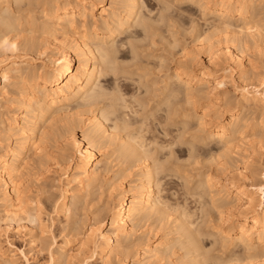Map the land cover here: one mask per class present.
I'll return each mask as SVG.
<instances>
[{
	"label": "bare ground",
	"instance_id": "bare-ground-1",
	"mask_svg": "<svg viewBox=\"0 0 264 264\" xmlns=\"http://www.w3.org/2000/svg\"><path fill=\"white\" fill-rule=\"evenodd\" d=\"M185 1L194 3L203 16L208 17L209 22H206L214 30L206 32L207 34H198L197 32L196 37L198 47H200L198 49L206 51L210 64L208 65L201 54L198 55L201 52L196 54L195 50V55H192L186 48H181L182 51H179L182 53H176L180 54L179 58L174 57L178 59L174 73L166 76L167 78L162 81L164 85L162 93L158 91L160 92L158 97L160 96L162 100L161 105L164 104L166 107L163 109L164 112L161 110L164 105L160 106L159 110L165 113L168 121H171L170 115H175L176 123L183 125L182 128L187 133L189 119H197L198 127L201 128L202 133L201 135L197 134L198 136L192 135L189 143L187 140H182L185 135L177 136L176 139L192 145L188 148L190 151L189 163L188 165L176 163L168 167V161L162 162L159 154L165 152V148L168 146L174 147L173 145H176L178 141L176 142L175 139L174 142H171V140L163 145V142H158L155 137L153 140V136L147 138L145 133L141 134L145 131L143 127L145 119L141 124L138 120V124L141 126H138L137 130L140 127L141 129L135 134L132 133L135 130L131 132L132 127L136 126L131 125V117H129L130 124L128 118H125L124 122L123 119L119 118V120V115L115 116L117 121L114 119L112 121H121L122 124L118 122L119 125L115 123V126L110 128L106 123L109 121L108 113L111 114L115 109H121L122 106L119 109L115 106L112 108L113 104L111 103V106L109 105L111 110L109 107L107 109L105 107L104 110L97 108L96 112H90L91 115L88 118H85L87 114H84L86 107L99 103L98 99L105 95L100 96L98 93V90L102 89L100 88L101 82L99 83L101 75L108 73L116 75L119 71L120 66H117L119 61H116L114 54H116L115 51L121 50L116 49L120 41V46L123 48L126 43L129 44L132 37L136 39L138 34L134 30L141 25L145 33L148 31L151 33L153 26L149 25L153 22L145 23L148 21H144L145 19L141 17L144 12L140 15L142 2L145 5L144 0H111L108 4L104 0L100 2L96 0H0V134H3V140H0V207L3 208L4 216H1L0 221L4 218L8 222L20 224L24 221L29 223L33 227L31 232L35 229L39 231H36L38 234L35 232V235L32 233V242L42 240L38 241L41 243L39 248H44L45 240L43 241L42 238L46 237L50 226L44 223L42 215L51 209L49 206L54 200L52 201L49 195V197L46 195L43 197L44 195L40 193V188L38 190L37 186V189H33L34 183L29 181L28 184L26 179L27 184H25V180H23L26 171L31 170L30 162L35 157L38 158H36L38 160L36 163L39 165L37 171H48L55 164L64 170L61 175L60 197L58 195L59 198L52 205L55 204V207L53 205L54 210L63 212L67 217L72 214L73 210H82L85 207L84 204H88L86 197L90 193V189H94L103 181L111 184L112 179L118 174L121 177L124 175L125 178L126 169H121L119 173H113L117 165L114 158L116 153H118L117 158H122L127 162V165L133 163L135 170L137 168L136 179L133 178V183L126 187H121L122 184L119 186L120 183L117 185L119 187L116 188L119 189L115 196L116 201L106 199L104 208L101 206L93 211V217L89 219L90 224L83 231L84 237L77 247L73 244L77 237L65 238L60 244L55 242L56 246L49 249L50 264H71L73 261L84 264L94 256H99L103 264H131L133 257L132 264H167L165 262L172 264H264V167L260 171L253 169L250 159H245L243 166L234 170L228 166L227 160L224 159L225 162H221V159L227 158L232 151L237 149L240 151L239 148L243 147L248 148L246 146H251L252 152L264 151V136L260 139L252 138L262 132L253 133V136H251L252 133L247 134L248 131L255 128L254 126L259 128L264 125V111L255 109L260 103L264 104V79L257 83L249 78L243 79V84L248 88L244 87L236 104L231 106V97L225 90L229 75L222 78L210 71V69L212 70L211 62L217 59L220 54L214 44L217 43L215 37L217 38L219 32H223L224 40L221 39L225 44L224 47L222 46L224 56L235 64L239 76L247 73L242 46L243 43H247V40L244 41L245 37L242 40L240 35L246 34V38L251 39L254 34L262 31V19L259 16L263 13L261 9L264 0ZM34 6L36 9H31L30 13L22 12L25 7L29 9ZM167 7L166 10H168ZM187 12L188 10L182 9L178 16L187 17L189 15L190 17L189 13L186 15ZM164 13H166L165 10ZM154 20L156 21V19ZM157 21L156 24L160 22V20ZM131 28V32L125 37L130 38L128 42H125V38L118 37L124 35ZM152 32L155 35L156 31ZM172 32L170 33L174 34ZM233 33L236 34L231 35ZM59 34L63 38L62 41H59L56 36ZM238 34L240 35L238 36ZM152 35L151 37H153ZM117 38H119L118 42H116ZM173 38L175 41L178 37L174 36ZM154 41L155 39L151 43L152 45ZM176 41L174 44L178 47L179 40ZM165 43L167 44V42ZM171 43H168L169 47L173 45ZM130 44L131 49L137 52L133 49L135 41H130ZM52 45L58 47L59 50L55 52V47L53 52H48L50 51L48 50L49 46L53 47ZM128 46L130 49V45ZM234 47L238 49L237 54L232 51ZM171 48L175 49L176 47L172 46ZM169 53L173 54V52ZM136 54L135 58L138 55ZM43 57H46V61L37 64V60ZM135 58L132 57V60ZM122 70L120 71L122 72ZM143 74L142 72L141 75ZM229 77L232 78V81L238 79L234 78L232 74ZM12 88L15 91L10 94ZM104 97L106 98V95ZM123 97L124 95H121L122 99H124ZM201 98L207 99L209 101L207 106L214 109L208 108L206 105L200 109L197 108L196 104L203 100ZM111 100L113 101V98ZM179 101H183L182 106H178ZM183 103L186 105L183 106ZM180 107L183 109L181 110ZM122 108L124 109V107ZM126 114L122 115L123 118L124 116L128 117ZM81 115L84 118H81ZM114 115L116 114L114 113ZM163 115L161 114L162 117ZM166 118L165 120H167ZM148 121L147 123H149ZM77 124L82 132L81 139L77 136ZM145 125L146 128L149 126ZM119 129L122 132L125 131V134L121 133L120 136ZM139 133L140 135H138ZM66 136L71 139L70 144L76 154L74 160L68 159L64 155V150L62 155L54 153V157L51 152L63 145ZM160 143L161 145H159ZM199 143L207 146L216 143L215 145L219 146V151L222 153L217 154L215 151L213 152V149L205 150L204 146L201 147ZM153 144H156L154 149L152 148ZM195 144L196 146L193 147ZM111 146H115V150ZM158 146L161 150L158 149ZM110 147L113 150H109ZM201 156L207 157L209 161H203L204 164H201L202 162L198 159ZM121 164L125 165V163ZM190 165H193V168H190ZM131 166L129 167L131 168ZM34 167L35 165H33ZM195 169H198L197 173H192L191 171L194 172ZM111 172L113 175L108 177ZM168 177L184 181L186 184V193L184 194L187 197L191 195V200L194 202L192 204H195L194 209L188 205L189 198L174 205L169 202L168 196L163 195L165 190L163 187L167 184L162 186V182ZM190 182L192 186H190ZM112 185L114 188L115 184ZM31 187L33 188L31 189ZM112 187L109 188L112 189ZM107 192L109 191L107 190ZM112 192L113 189L110 192L111 196ZM171 193L176 197V190ZM80 203L84 207L79 206ZM54 210L52 209V211ZM45 215L48 217L47 214ZM107 217L109 231L104 232L101 227ZM49 218L53 219V217ZM199 219L202 220V226L209 228L210 231L207 234L210 237H215L212 244L221 247L220 255L214 256V254L211 255V250H205L202 239L203 231L196 227ZM150 221L152 222L151 228L146 232H139ZM69 227V235L76 236L82 233L81 226ZM159 228H164L162 237L152 240ZM133 252H135L134 256L131 255ZM11 253L5 251L0 244V264H18L14 254ZM21 254L25 260H28L26 252L22 251Z\"/></svg>",
	"mask_w": 264,
	"mask_h": 264
},
{
	"label": "rangeland",
	"instance_id": "rangeland-1",
	"mask_svg": "<svg viewBox=\"0 0 264 264\" xmlns=\"http://www.w3.org/2000/svg\"><path fill=\"white\" fill-rule=\"evenodd\" d=\"M97 2L99 1H101V0H96ZM106 1V2H105ZM110 1L111 0H104V2L106 3V4H108V3H110ZM144 2H145V5L143 4V2H142V4H141V12H140V15H142L141 13H143V16H141V17H143V19H145L144 21H148V22H145V23H149V21H151V22H153L154 24H156V21L158 20H160V22L159 23H157L156 25H154L153 23H150L151 25H149L150 27H152V31H156L155 32V35L153 34V32L152 31H150L151 33H149V31H148V33H145L144 32V28H143V26L141 25V27L139 26V28L137 27V29L136 30H134V31H137V34L138 35H136L137 37H136V39H133V38H135V37H132L131 39H133V40H131L130 38H125L127 35H128V33H130L131 32V30H132V28L131 29H129V31H127V32H125V34L124 35H120V36H118V37H122V38H125L124 40H125V42H128L129 41V39H130V41H132V42H134L135 41V47L133 48L134 50H136L137 52H135V51H133L132 49H131V44H130V41L128 42L129 44H125L124 45V47L122 48L121 46H120V44H121V41H120V44H118V47H116V49L117 48H119V49H121V50H117V52H118V54H117V52L115 51V53L116 54H114V55H116L115 57H116V61H119L118 62V64L119 65H117V66H120L119 67V71L120 70H122V72L124 73H122L121 71H120V73H119V71H117L116 73V75L114 76V75H112V73H108V74H106V75H101V77H100V81H99V83H100V88H102V89H100V90H98V93L100 94V96H102V95H106V98H107V95H108V98L106 99L104 96H102V98H99L98 99V101H99V103L97 102V104H94V105H92L91 107H86V112L84 113V114H87V115H85V118H88L91 114H90V112L91 111H95V110H97V108L98 109H105V107H106V109H107V107H109V105L112 103L113 104V106H111L112 108L115 106L116 108L118 107V109L122 106V107H124V109L121 107V109H119V110H116L115 109V111H118L117 113L114 111V112H111V114H109L108 113V120L109 121H107L106 123H107V125H109V127L110 128H113L115 125V123H117L118 124V122L119 123H123L124 122V119L125 118H128L129 119V117H131L130 119H132V122H131V120L130 121H128V123L129 122H131V125H136L135 127H132L133 129L131 130V132L132 131H134V132H132V133H135V132H137L138 133V131L141 129V127H140V129L139 130H137V128H138V126H141V125H139V124H141V122H143L144 121V119H145V121H144V125H143V127H144V130L146 131H143V132H141V134L142 133H145L146 135H147V138L149 137V138H152V136H153V140L156 138V140L158 141V142H163L162 144L164 145V143H166V142H168L169 143V141H171V142H174L175 141V139H176V137L177 136H180L181 135V137L183 136V135H185V136H183L184 138L182 139V140H187V142L188 141H191V139H192V137L195 135H201L202 133H201V128L200 127H198V122H197V119H194L193 118V120L192 119H189V123H191V124H189V123H187V125H188V127H189V129L187 130V133H186V130H184L183 128H182V126L183 125H181V124H178V123H176V117H174L175 115H170V119H171V121L169 120L168 121V118H166V115H165V113H163L164 111H163V109H165L166 107H165V105L164 104H162V105H164V107L161 105V98H160V96L158 97V95H160L159 93L161 92L162 93V87L164 86L163 85V82L162 81H164L165 79L164 78H167L166 76H169L170 74L172 75L173 73H174V71H175V68L177 67V62H178V59L177 58H179V55L180 54H176V53H182V52H180V51H182V49L184 48H186V50H188V51H190L189 53L190 54H194L195 55V53L196 54H198L199 52H201V53H199L198 55H200L201 54V56H202V58L205 60V61H207V63H208V65L210 64V61H209V57H208V55L206 54V51L204 50V49H201V50H199L200 49V47H198L199 46V44H198V42H197V40H196V37H197V35L199 34V33H204V34H207L206 32H211V31H213L214 29H212V27H211V25L210 24H208L206 21H208V17L206 16H203V14L199 11V9H197V7L195 6V4L193 3H191V2H187V1H178V0H163V4H164V7H163V4H162V0H161V2H160V0H144ZM159 2V3H158ZM170 2V3H169ZM186 3V4H185ZM189 3V4H188ZM171 5V6H168V5ZM166 5V6H165ZM161 7L162 9H164L165 11H166V13H164V10L162 11V10H160L161 8H159V7ZM169 8H168V7ZM146 7H148V8H146ZM166 7H167V9L168 10H166ZM176 7V8H175ZM178 7V8H177ZM174 8V9H173ZM25 9H26V7H25ZM25 9H23L22 10V12L23 13H25V14H28V13H30L31 12V9H36V7L34 6V7H31V8H27L26 10ZM171 9V10H170ZM180 9V10H179ZM182 9L183 10H188V12L186 13V15L189 13L191 16V18L189 17V15H187V17H180V16H178V14L180 13V11H182ZM190 9V10H189ZM152 10V11H151ZM261 10H263V13H262V15H260L259 17H261V23H262V27H261V29H262V31H260L259 33H260V35H257V34H259V33H257V34H254L253 35V37L250 39V38H246V34H243V35H240V34H238V36L240 35V37L242 38V40H243V37H245V40L244 41H246L247 40V43L248 42H251V43H253V44H250V43H243V48H244V53H243V58H244V61H245V64L247 65V73L246 74H243V75H240V76H242V78H239L240 76H239V73H237V69L235 68V64L234 63H232V62H230L229 60H227V58L224 56V51H223V47H224V36L225 35H223L224 33L223 32H219L218 33V35H217V38L215 37V42H217V43H214L215 45H216V49L217 50H219V55L217 56V59H214V61H212L211 63V67H212V70L210 69V71H212V72H214L216 75H218L219 77H222V78H224L225 77V75L227 76V75H229L230 76V74H232L233 76H234V78H238V79H236V80H234V81H232V78L231 77H229V76H227L228 77V84L226 85V91L228 92V94L227 95H229L230 97H231V99H230V97H228L230 100H231V106H232V104H233V106H234V104H236V101L240 98V96L242 95V92H243V90H244V87L245 88H248V86L246 87V85H244L243 84V79H247V78H249V80H252L253 82H255L256 81V83L259 81V80H261V79H264V31H263V29H264V5H263V7H262V9ZM25 11V12H24ZM38 11V10H37ZM149 11V12H148ZM162 12V14H161V12ZM168 11V12H167ZM169 11H170V14H169ZM179 11V12H178ZM152 12V13H151ZM173 12V13H172ZM154 13V14H153ZM168 13V14H167ZM161 14V15H160ZM144 15H145V17H144ZM148 15V16H147ZM163 15V17L165 18H163V17H161ZM168 15V16H167ZM180 15V14H179ZM146 16H147V18H146ZM170 16V17H169ZM148 17H150V19H148ZM153 19H152V18ZM180 17V18H179ZM170 18V19H169ZM182 18V19H181ZM154 19H156V21L154 20ZM169 21H168V20ZM189 19V20H188ZM152 20H154V21H152ZM162 20V21H161ZM164 20V21H163ZM181 20V21H180ZM157 21V22H158ZM166 21V22H165ZM169 23H168V22ZM172 21V22H171ZM162 22V23H161ZM209 22V21H208ZM175 23V24H174ZM153 24V25H152ZM158 24H159V26H158ZM174 24V25H173ZM208 24V25H207ZM146 25H148V24H146ZM166 25V26H165ZM170 27H169V26ZM156 26V27H155ZM155 27V28H154ZM159 27V28H158ZM142 28V29H141ZM153 28H154V30H153ZM192 28H195V29H192ZM134 29V28H133ZM158 29V30H157ZM139 30H141V31H143V32H141V31H139ZM194 30H196V31H194ZM207 30H210V31H207ZM138 31H139V33H138ZM168 31V32H167ZM173 31V32H172ZM170 32H172V33H174V34H171ZM175 32H177V33H175ZM191 32V33H190ZM197 32H198V34H197ZM160 33H161V35H160ZM223 33V34H222ZM145 36H144V35ZM147 34V35H146ZM153 34V35H152ZM160 35V36H158V35ZM177 36H176V35ZM234 34H236V33H233V34H231V35H234ZM151 35L153 36V37H151ZM157 35V36H156ZM164 35V36H163ZM170 35V36H169ZM171 35H173L172 37H171ZM179 35V36H178ZM57 36V38H59V41H62L63 40V38H62V36L59 34V35H56ZM141 36V37H140ZM162 36V37H161ZM178 37L176 40H179V43H178V47L175 45L176 43H175V41H174V39L175 38H173V37ZM156 37V38H155ZM165 37V38H164ZM143 38V39H142ZM162 38V39H161ZM221 38H223V40L221 39ZM140 39H142V41H140ZM147 39V40H146ZM152 39V40H151ZM155 39V41H154V43H153V45L151 44L152 42H153V40ZM165 39H167V40H165ZM169 39V40H168ZM219 39V40H218ZM118 40H119V38H117L116 39V42H118ZM150 40V41H149ZM162 40V41H161ZM171 40V41H170ZM182 40H185V41H182ZM138 43H137V42ZM146 41V42H145ZM148 41V42H147ZM164 41V42H163ZM174 41V42H173ZM195 41V42H194ZM145 42V43H144ZM165 42H167V44L165 43ZM173 43V45H172V43H171V45L173 46V47H176L175 49L173 48H171V47H169L170 46V44H168V43ZM176 42H178V41H176ZM182 42V43H181ZM194 42V43H193ZM141 45H140V44ZM164 43H165V45H164ZM175 43V44H174ZM181 43V44H180ZM132 44H134V43H132ZM137 44V45H136ZM128 45H130V49L132 50L131 52H130V49L128 48L129 46ZM145 45V46H144ZM154 45H156V46H154ZM160 45V46H159ZM169 45V46H168ZM218 45V46H217ZM244 45H246V46H244ZM53 47H51V46H49L48 48V50H50V51H48V52H53V50H55V52H57L59 49H58V47H56V46H54V45H52ZM120 46V47H119ZM168 46V48H170V49H172L173 51H170L168 48H166ZM221 46V47H220ZM223 46V47H222ZM56 47V48H55ZM142 47V48H141ZM149 47V48H148ZM194 47V48H193ZM196 47H197V49H196ZM55 48V49H54ZM147 48V49H146ZM178 48V49H177ZM182 48V49H181ZM199 48V49H198ZM246 48V49H245ZM248 48V49H247ZM115 49V50H116ZM129 49V50H128ZM149 49V50H148ZM154 49V50H153ZM166 49V50H165ZM168 49V50H167ZM221 49V50H220ZM151 50V51H150ZM160 50V51H159ZM180 50V51H179ZM195 50H196V52H195ZM199 50V51H198ZM146 51V52H145ZM168 51V52H167ZM203 51V52H202ZM233 52H234V54H237V52H238V49L236 48L235 49V47L233 48V50H232ZM135 52V53H134ZM169 52H173V54L172 55H170L171 53H169ZM194 52V53H193ZM138 55H137V54ZM144 53V54H143ZM135 54L137 55V57L135 58ZM144 55V56H142L143 57V59H141L142 57H141V55ZM149 54V55H148ZM162 54V56H163V58H162V56H160ZM176 54V55H175ZM134 55V56H133ZM165 55V56H164ZM149 56V57H148ZM173 58H172V57ZM177 57V58H174V57ZM132 57L133 58H135V59H137V60H132ZM140 57V58H139ZM161 57V58H160ZM150 58V59H149ZM139 59V60H138ZM39 60V61H38ZM37 60V64H41L42 62H45L46 61V57H43V58H40V59H38ZM146 60V61H145ZM148 60H149V62H148ZM155 60V61H154ZM159 60H160V62H159ZM145 61V62H144ZM165 62V63H164ZM130 63V64H129ZM160 63V64H159ZM167 63V64H166ZM215 63V64H214ZM117 64V63H116ZM166 64V65H165ZM234 64V65H233ZM161 65V66H160ZM137 66V67H136ZM164 66V67H163ZM122 67V69H120ZM132 67V68H131ZM135 67V68H134ZM125 68H127V69H125ZM146 68V69H145ZM125 69V70H124ZM129 69V70H128ZM214 69V70H213ZM138 70V71H137ZM168 70H169V72H168ZM227 70H228V72H227ZM131 71V72H130ZM146 73H145V72ZM230 71V72H229ZM130 72V73H129ZM134 72V73H133ZM142 72L144 73L143 75H146V76H143V75H141L142 74ZM147 72H149V73H147ZM227 72V73H226ZM125 74H127V75H125ZM138 74H140L142 77H143V79H144V81H142L143 79H142V77L140 76V75H138ZM149 74V75H148ZM118 75H120L119 77H118ZM122 75H124V76H122ZM130 75V77H128ZM135 75V76H134ZM138 75V76H137ZM245 75V76H244ZM141 78H140V77ZM117 77V78H116ZM123 77V78H122ZM128 77V78H127ZM134 77V78H133ZM145 77V78H144ZM127 78V79H126ZM136 78V79H135ZM129 79V80H128ZM134 79V80H133ZM140 79V80H139ZM159 79V80H158ZM118 80H119V82H118ZM136 80V81H135ZM138 80V81H137ZM160 80H161V82H160ZM115 81V82H114ZM117 81V82H116ZM152 82V83H151ZM135 83H137V84H135ZM145 83V84H144ZM159 83V84H158ZM161 83V84H160ZM117 84V85H116ZM103 87H102V86ZM160 85V86H159ZM142 86V87H141ZM143 86H145V87H143ZM117 87H118V89H117ZM141 87V88H140ZM237 87H239V88H237ZM113 88V89H112ZM143 88V89H142ZM160 88V89H159ZM150 90V91H149ZM14 91H15V89H13L12 88V92L10 93V94H12V93H14ZM153 91V92H152ZM158 91H160V92H158ZM121 92V93H120ZM123 92V93H122ZM147 92H149V93H147ZM241 94V95H240ZM116 95V96H115ZM121 95L123 96L124 95V99H122L121 98ZM157 95V96H156ZM154 96H156V97H154ZM104 97V98H103ZM116 97V98H115ZM120 97V98H119ZM113 98V101L111 100ZM115 98V99H114ZM160 98V99H159ZM101 99H103V100H101ZM117 99H118V101H117ZM158 99V100H157ZM201 99H203V100H201V103H200V101L198 102L199 104H196V106H197V108H202L203 106H207V103H209V101H207V99H204V98H201ZM117 102H116V101ZM130 100H132V101H130ZM140 100V101H139ZM150 100V101H149ZM103 101V102H102ZM128 101V102H127ZM140 103H139V102ZM158 101H159V103H158ZM115 102H116V104H118V105H116L115 104ZM147 102V103H146ZM157 102V103H156ZM182 102L183 101H179V103H178V106H182ZM206 102V103H205ZM122 103H123V105H122ZM127 103H130L131 105H129V104H127ZM137 103V104H136ZM149 103V104H148ZM124 104H125V106H124ZM141 104V105H140ZM108 105V106H107ZM128 105H129V107H128ZM184 105H186L185 103H183V106ZM143 106V107H142ZM151 106H153V107H151ZM163 107V108H161V107ZM230 106V107H231ZM101 107V108H100ZM111 107H109L110 108V110L112 109ZM128 107V108H127ZM133 108V110H138V113H136L137 112V110H136V112H133V110H132V108ZM137 107V108H136ZM140 107V108H139ZM159 107L161 108V110L163 111H160L159 110ZM208 108H212V109H214L213 107H209V106H207ZM90 108V109H89ZM108 108V109H109ZM131 108V109H130ZM139 108V109H138ZM130 109V110H129ZM180 109L182 110L183 108L182 107H180ZM228 109H231V108H228ZM255 109H257V111H264V104L262 105L261 103L258 105V106H256V108ZM81 110V109H80ZM83 110V109H82ZM127 110V111H126ZM156 110V111H155ZM131 111V112H130ZM96 112V111H95ZM126 112H127V114H126ZM162 112V113H161ZM114 113L116 114V115H114ZM153 113V114H152ZM124 114H126V115H128V117L127 116H124V118H123V116L122 115H124ZM130 114V115H129ZM161 114L163 115V117L161 116ZM119 115V117H118V119L120 118L123 122H121V121H118V122H115V121H117V120H115V118H117V117H115V116H118ZM154 115V117H152V116ZM122 116V117H121ZM146 116V117H145ZM157 116V117H156ZM165 116V117H164ZM171 116H173V117H171ZM163 119H162V118ZM168 117V116H167ZM81 118H84V116L83 115H81ZM138 118V119H137ZM150 118V119H149ZM165 118L167 119V120H165ZM174 118V120H172ZM115 120V121H112V120ZM119 119V120H120ZM127 119V120H128ZM136 119V120H135ZM143 119V120H142ZM153 119V120H152ZM155 119V120H154ZM127 120H125V121H127ZM140 121V123H139V121ZM149 120V121H148ZM160 120V121H159ZM147 121L149 122V123H147ZM156 121V122H155ZM166 121V122H165ZM175 122V123H174ZM139 123V124H138ZM159 123H160V125H159ZM161 123H163L164 125H165V127H164V125L162 124L161 125ZM173 123V124H172ZM113 124V125H112ZM130 124V123H129ZM145 124H148L149 126H147V128H146V125ZM177 124V126H175ZM119 125V124H118ZM151 125V126H150ZM153 125V126H152ZM190 125V126H189ZM78 126V127H77ZM122 126V125H121ZM179 126V127H178ZM131 127H130V129H131ZM142 127V128H143ZM151 127V128H150ZM178 127V128H177ZM191 127V128H190ZM255 128V130L254 129H252V130H250V131H248L247 132V134L249 133V134H251V136H253V133H260V132H262V133H260L259 135H257V136H255V137H252V138H257V139H260L262 136H264V125L262 126V127H259V128H257L256 126H254ZM76 132H78L77 133V136L81 139L82 138V132H81V129H80V126H79V124H77L76 125ZM177 128V129H176ZM150 129V130H149ZM164 129V130H163ZM120 131H119V134H120V136H121V133H123L122 135H124L125 134V131L124 132H122V130L121 129H119ZM179 132H178V131ZM181 130H183V131H181ZM196 130V131H195ZM199 130V131H198ZM165 131H167V132H164ZM154 132V133H153ZM162 132V133H161ZM191 133L190 135L188 134V133ZM195 132V133H194ZM198 132V133H197ZM136 134V133H135ZM149 134V135H148ZM153 134V135H152ZM179 134V135H178ZM187 134V135H186ZM3 135V134H2ZM2 135L0 134V140H3L2 139ZM138 135H140V133L138 134ZM145 135V136H146ZM168 135V136H167ZM193 135V136H192ZM197 135V136H198ZM255 135V134H254ZM174 136H175V138H174ZM155 137V138H154ZM168 137V138H167ZM66 139V140H65ZM170 139V140H169ZM181 140V141H182ZM66 141H68V142H66ZM156 141V142H157ZM178 141V143L175 145H173L174 147H170V146H168V148H165L164 150H165V152L163 153V152H161L160 154H159V157L162 159L161 161L162 162H164V160H165V162H167L168 161V167L169 166H172V165H174V164H176V163H178V164H181V165H188V158H189V154H190V151H189V149L188 148H190L192 145H191V143L190 144H188L187 142H184V141H182V142H184V143H186V144H184V143H182L179 139H176V142ZM67 143L68 145H66L65 143ZM64 142H63V145H61L59 148H56V150L55 149H53V150H51V152L53 153V157L55 156V155H62V153H63V150H64V155H66V157L68 158V159H70V160H74L75 158H76V154H75V151L73 150V148L71 147V139H70V137L68 136H66L65 138H64ZM161 143L159 144V145H161ZM70 144V145H69ZM167 144V143H166ZM216 143H214V144H210V146H207V145H205V144H200L199 143V145L201 146V147H203L204 146V149L205 150H210V149H213V152L215 151L217 154L219 153H222V151L220 152L219 151V146L218 145H215ZM64 145H66V146H64ZM154 145H156V144H153V146H152V148L154 149ZM162 145V146H163ZM188 145V146H187ZM63 146H64V148H63ZM167 146V145H166ZM196 146V144L195 145H193V147H195ZM112 148H114V150H115V146H111ZM110 147V149L109 150H113L112 148ZM155 147H157V146H155ZM159 148L158 149H160V146H158ZM192 147V148H193ZM218 147V148H217ZM246 147H248V148H239V149H241L240 151L238 150H236V151H232L229 155H228V157L227 158H222L221 160L219 159H217L218 161H221L222 163H223V161H224V159H225V161L226 162H228L227 164H228V166H230L232 169H234V170H238V167H240V166H243V164H244V161H245V159H250V162L251 163H253L252 165H253V169H258V171H260V169L261 168H263L264 167V151L263 150H260V151H258V152H252L251 150V146L249 147V146H246ZM63 148V149H62ZM162 148V147H161ZM170 148V149H169ZM169 149V150H168ZM173 149V150H172ZM218 149V150H217ZM55 150V151H54ZM59 150H62V151H59ZM161 150V149H160ZM172 150V151H171ZM218 152H217V151ZM247 150V151H246ZM250 150V151H249ZM262 151V152H261ZM54 153H55V155H54ZM66 153V154H65ZM171 153H173V154H171ZM252 153V155L250 156V154ZM118 153H116L115 155H114V158L116 159V161H115V163L117 164L116 166H115V168H114V170L116 171H114L113 173L115 174V173H119V171L121 170V169H126L127 170V172H125L124 174H126L125 175V178H127V179H125L124 178V175L122 176L123 177V179H122V177H121V175L120 174H118L116 177H114V179H112V181H111V184H109V183H107V182H105V181H103L102 183H100V185L98 184V186L96 187H94V189L92 188V189H90L89 191H90V193H88V196L86 197L87 198V200H88V204L86 203V204H84L83 202V204L85 205V207H84V205H82V203H80V204H78L79 206H83L82 208V210H78L77 209V211H75V210H73L72 211V214H70L68 217L66 216V215H64V213L63 212H60V211H56V210H54L55 208V204H53L54 205V207H53V205H52V203L53 202H56V200L60 197V192H61V190H60V187H61V185H62V173L64 172V170H61L60 168H62V167H58L56 164H55V166H51V168H50V170H48V171H43V170H40V171H37L38 169H39V165H38V163H36L38 160H36V158L37 157H35V159L33 160V161H31L30 163H31V165H30V169L31 170H27L26 171V174H25V176H24V178H23V180H25V184H27L26 183V181L28 180V184H29V181H30V183H34L33 185V187H31V189L33 188V189H37L38 188V190H39V188H40V190L39 191H41L40 193L42 194V195H44L43 197H46V196H50L51 197V200L53 201L51 204H50V206H49V208H51V209H49V211L48 212H46V213H43V215H42V218H43V221H44V223L46 224V225H49L50 227H49V229H48V235L46 234V237L45 238H42L43 239V241H44V248H39V246H40V242L42 241V240H38V241H40V242H32V233H34L33 235H35L37 232H39V231H37V229H35L33 232H31V228H33L29 223H27V222H24V221H22L20 224H18L17 222H8L6 219H1V221H0V244L2 245V247L4 248V250L5 251H7L8 253H11V254H14V258L15 259H17L16 261L18 262V264H50L49 262H50V257H49V249H51V248H53V247H55L56 246V244H55V242H57L58 244H60V243H62L63 242V240H65V238H70L71 237V239H72V237L73 238H75V237H77L74 241H73V244H75V246L77 247L78 246V244L80 243V241H81V239L84 237V234H83V231H85L86 229H87V227H88V225L90 224V218L91 217H93L92 215H93V211H95L96 209H98V208H100L101 206H103L102 208H104L105 206V202H107V200L109 201L110 199H112L113 201H116L115 200V196L117 195V191H118V189L119 188H116V187H119L121 184H122V186L121 187H126V186H128L130 183H133V180L134 179H136V176H135V173H136V171H137V168H136V170H135V167L132 165L133 163H131V164H129V165H127V162H125L122 158H117V155ZM169 154H171V155H169ZM161 155V156H160ZM216 155V154H215ZM217 156V155H216ZM163 157V158H162ZM169 157H171V158H169ZM165 158V159H164ZM202 158V159H201ZM38 159V158H37ZM202 163L201 164H204L203 163V161L204 162H206V161H209V159H207V157H203V156H201L200 158H198ZM35 161V162H34ZM122 161H124V162H122ZM217 161V162H218ZM224 161V162H225ZM33 162V163H32ZM54 162V161H53ZM173 162H175V163H173ZM216 162V163H217ZM121 163H125V165L123 164H121ZM220 163V162H219ZM172 164V165H171ZM33 165H35V167H36V169H35V167L33 168ZM132 165V166H131ZM57 166V167H56ZM129 166H131V168L129 167ZM193 165H190V168H193L192 167ZM129 169H128V168ZM134 167V168H133ZM33 169H34V171H33ZM64 169V168H63ZM132 171H131V170ZM130 170V171H129ZM198 170V169H197ZM197 170L195 169L194 170V172H193V170L191 171L192 173H197ZM203 170V169H202ZM129 171V172H128ZM31 172H33V173H31ZM39 172V173H38ZM190 172V173H191ZM28 173V174H27ZM29 173H31V174H29ZM113 173L111 172L109 175H108V177L109 176H112L113 175ZM129 173H131V174H129ZM133 173V174H132ZM189 173V174H190ZM191 175V174H190ZM26 177V178H25ZM121 177V178H120ZM134 178V179H133ZM27 179V180H26ZM170 178L168 177V178H166L162 183H163V185L162 186H165L166 184V186L165 187H163L165 190L163 191V195H165V196H168V198H169V202L171 203V204H173L174 203V205L177 203V202H183L184 200L183 199H190V200H188V205H191V206H189V207H191V208H193V207H195V204H192V203H194V202H192V200H191V195L190 196H185V194L184 193H186L185 192V187H186V184H184V181H182V180H177L176 178H172L171 177V179L169 180ZM190 179H192L191 177H190ZM33 182H32V181ZM118 180H119V182H118ZM131 180H132V182H131ZM130 181V182H129ZM171 181V182H170ZM218 181H220V180H218ZM165 182V183H164ZM120 183V184H119ZM169 183V184H168ZM191 183V182H190ZM103 184V185H102ZM112 184H115L114 185V188L112 187L113 185ZM119 184V186H117ZM165 184V185H164ZM32 185V184H31ZM36 186H37V188H36ZM99 186H101L100 188H99ZM190 186H192V183H191V185ZM109 187H112V189H113V192H112V196L110 195V192L112 191V189L111 188H109ZM169 187V188H168ZM188 187V186H187ZM166 188H167V190H166ZM173 188H175V189H173ZM107 190L109 191V192H107ZM114 190H116V191H114ZM175 190H176V197L175 196H173V195H175V194H173V193H171V191H173V192H175ZM178 190V191H177ZM88 191V192H89ZM43 192V193H42ZM168 192V193H167ZM94 193V195L92 196V194ZM107 193H109V194H107ZM114 194V195H113ZM173 194V195H172ZM46 195V196H45ZM59 195V197H57ZM91 195V196H90ZM187 195V194H186ZM48 196V197H49ZM102 196V197H101ZM110 196V197H109ZM99 197H101L100 199H99ZM103 198V199H102ZM109 198V199H108ZM114 198V199H113ZM177 198V199H176ZM93 199V200H92ZM107 199V200H106ZM91 200V201H90ZM100 200V201H99ZM102 200V201H101ZM104 200V201H103ZM112 200L110 201V203L112 204L113 202H112ZM190 201V202H189ZM190 203V204H189ZM87 205H89V206H87ZM194 205V206H193ZM92 206V207H91ZM91 207V208H90ZM80 208V207H79ZM52 209L54 210V211H52ZM81 209V208H80ZM194 209V208H193ZM2 210H3V208L2 207H0V218H1V216H3V213H2ZM48 213H50L49 215H51V216H49L48 215ZM45 214H47L48 215V217L45 215ZM4 217V216H3ZM49 217H53V219L52 218H49ZM49 218V219H48ZM52 219V220H51ZM2 220H3V222H2ZM6 220V221H5ZM51 220V221H50ZM53 221V222H52ZM201 219H199L198 221H197V225H196V227L198 228V229H200V231H203V240H204V247H205V250H211V255L212 254H214V256H216V255H220L221 253H222V250H221V247L219 246V245H213L212 244V242H214L215 241V237H210L208 234V232L210 231L209 230V228H207V227H204V226H202L201 225ZM52 222V223H51ZM151 221L150 222H148V224L147 225H145L144 227H142L140 230H139V232H146L147 230H149L150 228H151ZM50 224H53V225H50ZM69 226H71V227H74V228H77V227H82V233L80 234V235H76V236H74L73 234H71V235H69V229H70V227ZM76 226V227H75ZM52 227V228H51ZM68 229H67V228ZM51 228V229H50ZM163 229V230H162ZM50 230V231H49ZM101 230H103L104 232H106L107 230L109 231V219H108V217L106 218V221H103V223H102V227H101ZM155 230V229H154ZM159 231H157L156 233H155V235H153V238H152V240H158V239H160L161 237H162V235H163V233H164V228H159L158 229ZM162 230V231H161ZM37 231V232H36ZM31 232V233H30ZM36 232V233H35ZM208 233V234H207ZM38 234V233H37ZM36 243V244H35ZM43 243V242H42ZM77 244V245H76ZM47 245V246H46ZM44 249V250H43ZM11 252H10V251ZM21 251V252H20ZM22 251H24V252H26V254H27V259L28 260H25V258L24 257H22ZM134 253L135 252H133L131 255L132 256H134ZM21 255V256H20ZM22 257V258H21ZM133 260H134V257L131 259V264L133 263ZM165 263H167V264H172V263H168V262H165ZM71 264H79L78 262H76V261H73V263L71 262ZM84 264H103L102 263V261L99 259V256H94V257H92V258H90L89 260H88V262H86V263H84Z\"/></svg>",
	"mask_w": 264,
	"mask_h": 264
}]
</instances>
